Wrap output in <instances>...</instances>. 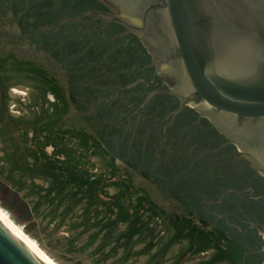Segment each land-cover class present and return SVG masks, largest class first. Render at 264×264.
<instances>
[{
	"label": "rangeland",
	"instance_id": "1",
	"mask_svg": "<svg viewBox=\"0 0 264 264\" xmlns=\"http://www.w3.org/2000/svg\"><path fill=\"white\" fill-rule=\"evenodd\" d=\"M19 17L8 2H0V205L39 236L40 247L58 264H261V230L262 247L237 231L222 233L166 196L154 177L107 143L106 131H116L117 147L129 143L140 150L141 140L148 139L155 162L179 173L203 151L188 140L190 127H182L179 135H168L167 129V136L160 135L152 128L166 115L154 116L133 136L139 142L131 144L135 121L124 135L125 126L110 122L100 127L84 119L76 99L82 101L85 93L70 90L68 83L77 78L72 73L86 69L68 65L63 55L67 38L45 46L34 39L39 30L28 34L15 24ZM89 21L93 27L85 24L78 34L86 32L93 40L98 25ZM71 29L79 30L67 27L65 36L77 33ZM124 59L100 66L89 80L111 82ZM56 166L84 175L74 178L68 171V179H74L60 190L63 180L55 176ZM210 169L197 176L208 179ZM223 174V180L232 175Z\"/></svg>",
	"mask_w": 264,
	"mask_h": 264
},
{
	"label": "water",
	"instance_id": "2",
	"mask_svg": "<svg viewBox=\"0 0 264 264\" xmlns=\"http://www.w3.org/2000/svg\"><path fill=\"white\" fill-rule=\"evenodd\" d=\"M108 1L120 13L89 11L46 28L97 14L136 33L167 80L154 93L180 98L174 115L187 105L204 113L264 175V0ZM0 264L43 263L0 223Z\"/></svg>",
	"mask_w": 264,
	"mask_h": 264
},
{
	"label": "flooded vegetation",
	"instance_id": "3",
	"mask_svg": "<svg viewBox=\"0 0 264 264\" xmlns=\"http://www.w3.org/2000/svg\"><path fill=\"white\" fill-rule=\"evenodd\" d=\"M89 1V4L91 5L90 9L85 11V13L89 11L120 13L119 8L108 0ZM92 19H95V22L98 25L97 37L92 40L93 44L97 41L96 53L106 50L103 52L104 59H102L101 62H106L113 57V55L117 54L119 43L116 41L123 38H125L126 41L133 36H136L140 40V43L138 44L140 52L137 53L138 58L140 59L139 64H136L135 67L128 70H116L115 73L110 76L111 82L99 84L98 88L100 90L98 89L99 94H97L98 101L92 103L90 107L91 112H95L99 107L103 109L112 107L118 110L120 107L128 108L129 106H132L135 98H144L139 106L140 108L146 98L153 93L149 101L140 111H137L136 113L128 111L127 114H129V116L124 117V135L132 125V122L135 121V127L132 129V134L130 135L131 138L129 140L132 144L133 141H135L133 136L137 135L139 127L145 126L146 120L157 115L156 113L158 112V109H156V106L158 104H152V98L160 93L168 94L174 98L171 104L177 103V108L179 107L181 100L176 95L165 91L154 93L157 89L168 87L167 80L161 71L157 73L158 66L155 57L148 51L136 33L121 23L108 21L97 14H91L82 19L85 21V28L93 27L91 21H89ZM15 24H18L19 28L22 27L18 21L15 22ZM47 26L50 25H45L40 29L37 34L38 37H41L46 30H53V28H46ZM29 33L31 32H28V34ZM107 36L109 37L107 38ZM108 44H111L112 46L108 47ZM122 44L123 42L121 45ZM134 68H138V70H135ZM132 77H136V79L131 82L130 80ZM149 82H152V84ZM150 106L152 108H150ZM177 108L168 112L162 121L158 122L159 126H153L154 128L152 129L158 128L159 132H161L160 135L163 134L167 136V134L169 135L171 132L175 135H179L182 131V127L188 128V120L196 117L194 121L191 122L195 127L190 132L188 140H191L194 145L195 143L198 145L199 139L196 136L197 133H199L200 137L204 138L203 141L205 143H215L218 146L203 150L202 153L192 160L188 169L181 170L179 173L175 172L171 165H165L156 161L153 169L156 168L159 170L158 172L154 171V174L161 179V186L159 185L160 188L163 189L166 196L171 197L174 201L180 204L184 210L190 212L191 215L201 214L206 222L208 221L210 225L215 226L217 229L221 230L222 233L228 234L227 232L237 231L239 234L247 236V240L253 241L259 246L260 241L258 238L260 237V229L264 228V223L262 221L264 217L262 213H259L258 208L245 209L242 206L246 201H264V175L252 166L248 156H246L244 152H242L239 147L231 141L227 134L218 130L214 123L205 116L204 113L200 112L195 107L193 108L187 105L174 115V111ZM189 109H192L193 111ZM125 114L126 113H123L124 116ZM181 122H184V124ZM179 123H181L182 126H180ZM208 124L209 126L206 127ZM214 128L216 131L215 134L213 133ZM166 129L169 130L167 134L164 133ZM150 132L151 131L149 130V133L146 136L147 138L152 135ZM147 141L148 139L143 141V144L146 145ZM196 162H198V164H196ZM207 167L211 168L210 171L208 170V181H206V176H197L199 171ZM224 171L232 173L231 176H227V179L225 178L226 180L222 179L225 176L223 174ZM233 171L237 172L233 173ZM220 174H222V176H220ZM198 180H200L201 184L206 183L203 190L193 188L199 184ZM229 181H234L235 184L232 188L225 189L223 185ZM214 183L216 184L213 185ZM182 198H184V200ZM198 201H200L199 205H197ZM225 227L229 228V231H227ZM209 228L212 229L211 227ZM230 228L232 230H230Z\"/></svg>",
	"mask_w": 264,
	"mask_h": 264
},
{
	"label": "trees",
	"instance_id": "4",
	"mask_svg": "<svg viewBox=\"0 0 264 264\" xmlns=\"http://www.w3.org/2000/svg\"><path fill=\"white\" fill-rule=\"evenodd\" d=\"M5 2L10 5V10L13 12V14L18 17V22L20 23V25L22 26L21 29L24 31H36L39 30L40 28L45 26V25H50V26H59L61 24V22L69 17H76V16H81L85 13V11L90 9V4H89V0H0V2ZM83 25L85 26V21H71L65 24V26L59 30H46L43 35L41 37H35V41H41L44 43L45 46H49V43L52 44H56L59 40H61L62 38H67L68 42L66 44V46L64 47V58L68 60V65L71 66H76V67H81V68H85V71L79 72L77 73H72V75L74 77H77L76 80L73 79L72 81H69L68 85L70 90H75L79 93H85L84 94V98H82V101H78L76 99V103L78 102L77 108L78 111L82 114L84 119H87L90 122H94L95 124L98 122L100 123V127L106 125H109L110 122L112 124H117V126H125V121H124V115H123V111L119 108L118 112L112 108V107H108V108H97L95 112H91V104L92 103H96L98 101V96L97 94H99V88L98 85L101 84L100 81H93V80H89L92 79L91 75L93 72H97L99 71V67L100 66H105V64H108L110 61L112 60H118V57H123L126 58L124 59V63L122 64V67H120V69H124V70H128L131 69L133 67L136 66V64H139L140 59L138 58L137 53L140 52L139 49V43L140 40L136 37H130L125 41V38L120 39L119 41H116L117 43H119L118 48L119 50H117V54L113 55V57H111L110 59H108L106 62L101 60L104 58L103 52H105L106 50H104L103 52L100 53H96L97 49H96V43L97 41H95V43L93 44L91 38L88 37V34H84V33H79V31H81V29L83 28ZM77 27L79 30L77 29H71V31H77V33L71 37V36H65V32L64 30L67 27ZM86 35V36H85ZM69 37V39H68ZM97 37V34L95 33L94 38ZM106 37V36H104ZM109 36H107L108 38ZM93 38V37H92ZM57 41V42H56ZM56 42V43H55ZM123 42V44L121 45V43ZM112 46L111 44H108V47ZM138 47V49H137ZM82 51H84L82 53ZM82 53V54H81ZM63 58V57H62ZM113 62V61H112ZM111 62V63H112ZM116 62V61H115ZM135 70H138V68H134ZM70 70V68H69ZM71 71V70H70ZM73 72V71H71ZM112 76V74H111ZM136 77H132L131 78V82L132 80H135ZM103 83V82H102ZM108 83V82H106ZM99 89V90H98ZM73 91V92H75ZM87 96V97H86ZM144 98H135L134 100V104L131 107H128L129 111H133L134 109H137L140 104L142 103ZM153 101L152 104L156 103L158 104L156 107V109H158V112L156 113L158 117H162L164 115H166L168 112H170L171 110H174L175 108H177V103L175 104H171L172 100L174 98H172V96L165 94V93H160L158 95H156L154 98H152ZM127 109V108H126ZM150 109V108H148ZM128 110H125L128 111ZM191 110V109H189ZM193 111V110H192ZM127 114V113H126ZM126 116H129L126 115ZM196 117L192 118L191 120H188V127H190V131L194 129L195 125H192L191 122L194 121ZM184 124V122H181ZM181 123H179L180 126ZM208 125H206V127H208ZM107 132V143L109 145V149L111 150H115L117 151V154H122L124 157H128L129 162H131L132 166L140 169L144 172L147 173V175H150L151 177H154L155 182L160 185V177L156 176L154 174V171L158 172L159 170H157L156 168L153 169V166L155 164V155L156 152L154 150V147L152 143H150L149 141H147L146 145L143 144V141L141 140V144L142 146L140 147V150H136L133 148V144L132 145H128L126 144H120V147H117V141H116V131L113 132ZM201 133V132H200ZM213 133L215 134V128L213 130ZM138 134V133H137ZM205 134V132H204ZM163 135V134H162ZM199 139L198 142V148L199 150H206L208 148H215L218 145L214 144H210L209 142L205 143L203 140L204 138L200 137V134L197 133L196 136ZM201 138V139H200ZM138 138H135V141L139 142L137 140ZM144 139V138H142ZM197 139V140H198ZM140 140V139H139ZM159 141V139L157 140V142ZM135 150V151H134ZM147 150V152H146ZM144 153H146L147 156H144ZM148 153V154H147ZM56 172L55 176L57 177L58 180H60L62 182V188L60 190L63 189V187L68 183V182H72L73 179L75 177H79V176H83L84 174H80V171L77 168H71V170L69 169V167L64 171V169H61L59 166H56ZM175 168V167H174ZM70 171L71 175L70 177H74L72 179H68L69 176H67V172ZM175 171V169H174ZM78 173V174H77ZM238 174V173H237ZM207 179V178H206ZM209 180V177L206 181ZM216 180V177H215ZM91 181V180H90ZM67 182V183H64ZM199 184H197V186H194L193 188L197 189V190H203L205 187V184H201L200 180H198ZM216 183H214L213 185H215ZM234 181H229L224 183V188H232L234 186ZM227 185V187H226ZM161 186V185H160ZM184 200V198H182ZM200 201L197 202V205H199ZM0 207L7 212V214L10 216V218L18 225L20 226L31 238H33L34 240H36L40 246H42L41 244V239L39 238V236L37 234H35V232L33 230H30L29 228H27L26 226H22L19 223H17L14 218L8 213V211L6 209L3 208L2 205H0ZM243 208L247 209V208H258L259 213H262L263 217H264V201H260V202H248L246 201L243 206ZM225 229H229L227 227H225ZM230 230H232L230 228ZM230 233H234L232 231H230ZM259 247H262V244L260 242ZM44 249V247H42ZM46 250V249H44ZM48 252V251H47ZM50 254V253H49ZM263 259V258H262ZM56 260V259H55Z\"/></svg>",
	"mask_w": 264,
	"mask_h": 264
},
{
	"label": "bare ground",
	"instance_id": "5",
	"mask_svg": "<svg viewBox=\"0 0 264 264\" xmlns=\"http://www.w3.org/2000/svg\"><path fill=\"white\" fill-rule=\"evenodd\" d=\"M0 223L3 224L43 264H58L33 238H31L20 226H18L1 207Z\"/></svg>",
	"mask_w": 264,
	"mask_h": 264
}]
</instances>
